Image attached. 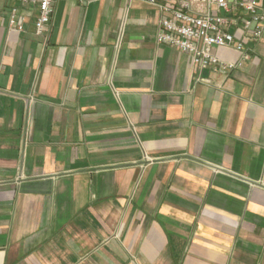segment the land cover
I'll return each mask as SVG.
<instances>
[{"label":"crops","instance_id":"0c3cea01","mask_svg":"<svg viewBox=\"0 0 264 264\" xmlns=\"http://www.w3.org/2000/svg\"><path fill=\"white\" fill-rule=\"evenodd\" d=\"M38 14L0 0V264H264V33L199 69L142 0Z\"/></svg>","mask_w":264,"mask_h":264},{"label":"built area","instance_id":"2783aa9c","mask_svg":"<svg viewBox=\"0 0 264 264\" xmlns=\"http://www.w3.org/2000/svg\"><path fill=\"white\" fill-rule=\"evenodd\" d=\"M34 5L39 14L35 21L36 34H46L56 0H16ZM92 2L96 0H85ZM130 5L134 0H127ZM156 7L160 13L157 41L189 54L194 67H213L228 71L238 63L220 58L213 48L234 47L244 58L246 43L258 41L264 33V0H142ZM17 9L10 15V25H17ZM232 27H241L245 34L237 37ZM123 34L115 48L122 45Z\"/></svg>","mask_w":264,"mask_h":264}]
</instances>
